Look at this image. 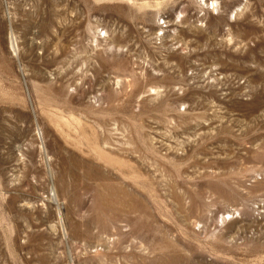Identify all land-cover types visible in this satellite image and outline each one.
<instances>
[{"label": "rangeland", "instance_id": "obj_1", "mask_svg": "<svg viewBox=\"0 0 264 264\" xmlns=\"http://www.w3.org/2000/svg\"><path fill=\"white\" fill-rule=\"evenodd\" d=\"M0 264H264V0H0Z\"/></svg>", "mask_w": 264, "mask_h": 264}, {"label": "bare ground", "instance_id": "obj_2", "mask_svg": "<svg viewBox=\"0 0 264 264\" xmlns=\"http://www.w3.org/2000/svg\"><path fill=\"white\" fill-rule=\"evenodd\" d=\"M13 40V39H12ZM12 44V43H11ZM104 176H106L105 174H104ZM108 188V187H107ZM112 191V190H111ZM108 192V191H107ZM113 192V191H112Z\"/></svg>", "mask_w": 264, "mask_h": 264}]
</instances>
